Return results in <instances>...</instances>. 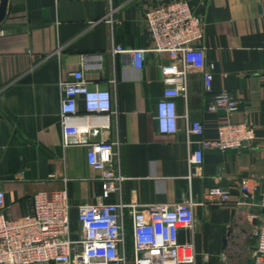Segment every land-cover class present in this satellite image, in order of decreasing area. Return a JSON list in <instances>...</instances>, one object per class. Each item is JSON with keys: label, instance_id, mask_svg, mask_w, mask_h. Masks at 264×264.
Returning a JSON list of instances; mask_svg holds the SVG:
<instances>
[{"label": "crops", "instance_id": "obj_1", "mask_svg": "<svg viewBox=\"0 0 264 264\" xmlns=\"http://www.w3.org/2000/svg\"><path fill=\"white\" fill-rule=\"evenodd\" d=\"M173 0H7L0 22V190L3 213L17 218L30 211L31 197L64 188L70 227L79 229L77 206L85 203L174 205L191 198L194 223L178 241L191 242L195 264H252V228L264 218L260 192L239 188L242 179L264 187V0H187L205 22L202 49L187 59V96L176 100L179 132L158 133L154 114L164 84L163 54H147L136 69L124 50L144 49L150 37L148 8ZM211 92L203 87L205 68ZM81 70L91 89L108 90L110 128L92 141L116 142V164L125 177L119 192L101 198L99 172L86 163V148L63 147L59 124L61 82ZM228 91L237 101L229 116L248 123L256 141L246 150L206 149L203 162L190 166L196 145L185 141L188 120L203 125V138L216 137L227 118L209 112L213 95ZM78 109L84 111L78 100ZM187 115V118L185 116ZM220 187L229 200L208 199ZM131 253L132 230L124 214Z\"/></svg>", "mask_w": 264, "mask_h": 264}, {"label": "built area", "instance_id": "obj_2", "mask_svg": "<svg viewBox=\"0 0 264 264\" xmlns=\"http://www.w3.org/2000/svg\"><path fill=\"white\" fill-rule=\"evenodd\" d=\"M144 22L149 33L147 48L124 50L119 46L112 53L127 52L132 65L142 69L147 54H163L161 64L162 94L156 103L154 120L161 135L179 132L176 100L187 96V59L203 47L205 22L193 13L187 0H173L148 8ZM61 82L59 124L63 147L86 148V163L99 172L101 198L119 192L125 177L116 164V142L92 141L110 128L113 100L110 91L91 89L81 70ZM203 87L210 93L212 74L205 68ZM84 111L78 109V100ZM209 112H222L227 120L217 129L213 139L203 138V125L188 120L185 141L196 148L189 153L188 163L199 166L206 149L219 151L246 150L256 141L255 129L248 123L234 124L229 116L237 110V101L228 91H221L209 103ZM242 192H260L259 205L264 209V187L248 179L240 181ZM208 199L216 202L229 200L230 192L213 187ZM195 203L191 198L174 205H151L139 208L136 203H85L77 206L79 229L70 227V209L64 188L47 193L38 191L31 197L30 211L17 218L4 215L5 194L0 190V264H128L124 214L130 217L132 264H195L191 242L180 243V229L190 230L194 223ZM255 242L252 264H264V218L251 230Z\"/></svg>", "mask_w": 264, "mask_h": 264}, {"label": "water", "instance_id": "obj_3", "mask_svg": "<svg viewBox=\"0 0 264 264\" xmlns=\"http://www.w3.org/2000/svg\"><path fill=\"white\" fill-rule=\"evenodd\" d=\"M7 0H0V22L4 19Z\"/></svg>", "mask_w": 264, "mask_h": 264}, {"label": "rangeland", "instance_id": "obj_4", "mask_svg": "<svg viewBox=\"0 0 264 264\" xmlns=\"http://www.w3.org/2000/svg\"><path fill=\"white\" fill-rule=\"evenodd\" d=\"M130 255H131V253L128 251V256H129V257H128V264H132V263H131V259H130Z\"/></svg>", "mask_w": 264, "mask_h": 264}]
</instances>
